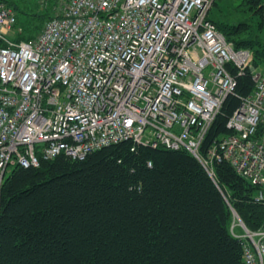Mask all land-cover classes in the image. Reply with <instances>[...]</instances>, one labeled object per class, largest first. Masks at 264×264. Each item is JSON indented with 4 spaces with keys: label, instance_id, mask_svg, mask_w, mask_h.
I'll return each instance as SVG.
<instances>
[{
    "label": "built area",
    "instance_id": "2783aa9c",
    "mask_svg": "<svg viewBox=\"0 0 264 264\" xmlns=\"http://www.w3.org/2000/svg\"><path fill=\"white\" fill-rule=\"evenodd\" d=\"M214 0H61L62 12L29 41L9 38L17 12L0 1V215L10 170L105 146L185 149L215 176L227 162L264 186V67L236 49L209 13ZM250 70L254 91L202 150L222 106ZM257 201H264L260 193ZM243 264H264V229L233 210ZM239 228L241 232L236 231Z\"/></svg>",
    "mask_w": 264,
    "mask_h": 264
},
{
    "label": "trees",
    "instance_id": "16d2710c",
    "mask_svg": "<svg viewBox=\"0 0 264 264\" xmlns=\"http://www.w3.org/2000/svg\"><path fill=\"white\" fill-rule=\"evenodd\" d=\"M0 1L26 14L17 2ZM245 4L264 16V0ZM48 13L33 16L46 22L52 18ZM209 16L227 41L250 49L254 66L264 67V39L257 31L262 19L233 24ZM43 22L32 36L20 29L15 40L33 39ZM231 72L235 93L225 100L203 151L230 133L228 118L254 91L249 69L239 74L231 67ZM260 193L264 186L252 184L227 162L215 164L212 177L185 149L132 140L83 160L62 153L41 159L37 167L18 165L1 192L0 264H243V240L231 232L232 209L249 230L264 229Z\"/></svg>",
    "mask_w": 264,
    "mask_h": 264
},
{
    "label": "rangeland",
    "instance_id": "374dc122",
    "mask_svg": "<svg viewBox=\"0 0 264 264\" xmlns=\"http://www.w3.org/2000/svg\"><path fill=\"white\" fill-rule=\"evenodd\" d=\"M9 1V0H8ZM15 1L19 4L26 14L18 13L17 16V24L11 29L9 32V38L15 39L17 34H19V30L21 34L23 33L24 36H32L38 27L41 26L42 22L45 23V20L41 19L40 17L33 16V13L36 12H50L51 14L47 15L49 18L50 16H56L62 12V6L60 7L61 0H11ZM59 7V8H58ZM212 8V7H211ZM48 11V12H47ZM210 14L213 17H219L223 20H228L233 24H239L252 18L253 22L254 19H262L263 26H259L258 23L256 25L259 26L257 29L258 34L261 38L264 39V16L262 15L259 17L258 14L253 13L250 9H248L247 5L245 4V0H222L218 3H215L214 8L210 9ZM43 27V25H42ZM39 33H36L33 38H35ZM236 231L241 232L239 228Z\"/></svg>",
    "mask_w": 264,
    "mask_h": 264
}]
</instances>
